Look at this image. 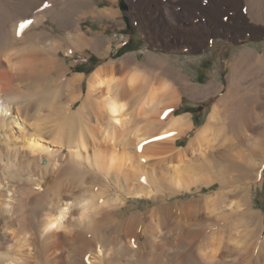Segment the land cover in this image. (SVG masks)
<instances>
[{
    "label": "rangeland",
    "instance_id": "374dc122",
    "mask_svg": "<svg viewBox=\"0 0 264 264\" xmlns=\"http://www.w3.org/2000/svg\"><path fill=\"white\" fill-rule=\"evenodd\" d=\"M60 1L64 2L65 0ZM254 1H256V3L261 2L262 12L261 19L260 16L257 15V11H253L252 17L258 24H264V22H262L264 21V0ZM122 2L127 6V9H125L126 13H124V15L128 13L130 15V19L131 17L139 18L137 16V10L134 9V6L136 7L140 2L143 3L144 0H122ZM243 2L241 12L244 15H249L247 12V2ZM46 3L47 2L45 0L38 2L34 9L27 12L28 17L25 16L26 18L21 21L18 20L20 19V16H14L13 10L16 8H18L17 10H21L24 6L20 7L15 3L11 6H4L0 3V13H5V27L4 25L2 26L4 29H12L14 28V24L17 23L18 25L22 21H25L24 23H27L28 25L32 22V19L34 18L33 15L35 14H38V16L42 19L41 22L39 21L41 24L35 29H32L29 35L26 34L24 38H18L19 40L15 38V44L13 42L3 43V40L0 38V53L2 54L5 51L15 52L14 56H19L18 59L24 60L26 63L32 61L38 62L43 55L52 56L51 58L54 60V63L52 64L53 68H49V70L45 69L43 72L42 70L39 71L40 75H38L39 73L37 72V74L34 73L35 76L33 73L30 74L32 75L30 76L26 72L24 75L19 77L17 75L14 76L12 84H9V95L14 98V101L17 100L16 102H19L20 100V102L23 101L21 103H24L26 99L29 103L30 100L31 102H35V99L38 96L36 90L38 88H42L44 91H39V94L40 92H43L44 94L42 93L43 95L38 97H42L43 99L39 98L36 100H46L50 102L51 97L54 98L56 93L57 95H60L61 93L62 98L61 96L59 97V95L56 96L52 106L55 109L59 106L63 108L67 101L66 96L70 93V91L64 92V90H62V85H60L62 80L71 78L76 73H82L84 79L77 83L75 92L76 94H79L80 97L82 96V98H84L86 93V78L95 70L96 67L105 64V62H108L111 58L116 59V61L119 60L120 62L124 57H129V61H131L134 56L138 59L137 64L140 67V71L146 72L149 76L146 77L147 79L145 78L146 81L144 80V76L141 77V82L143 83L141 89H139L136 93V100L140 101L139 99L144 98L148 91H150L153 84L159 80V75L155 72L157 69L152 73L147 71V69H144L148 58L154 59L156 63L164 64L168 70V75L170 74L168 77L171 78L173 75H180L184 77L190 85L198 87L199 91L197 95L191 94L189 90L182 89V87L177 89L174 88V90H176L175 92L178 90V96L175 92L174 93L182 100L183 107H181L180 112L192 113V119L194 122L192 128L182 133L175 140V143L170 144L168 141H165V139H168L167 135L169 133L166 131L168 132L166 134L156 133V135L153 134L151 136H146L135 147L133 144H121V138L123 136L120 132H124V135L127 134L128 136V132L132 130V128L143 124L145 125V122H153L157 124L158 128V126H160V122L167 118V115H164L165 113L163 112L158 115L155 113H150L149 116L142 114L137 115V109L139 108L137 105H140L142 102H136L134 99V102L132 103L133 106L128 108V115L126 116L127 121H125L121 127L120 125L118 126V124L114 127L117 135L115 141H118V143L115 142L117 148H114L112 144L109 145L106 143L100 146L102 154L97 153V155L102 158H97V160L99 159L100 161H104L106 162V165H108L107 163L111 153H116L115 156L117 163L114 165L115 168L121 167L120 172L124 171L123 168H127V166L130 167L132 160H138L137 157L139 156L138 154H140V162H142V165L145 166L146 169H155L156 171L157 175H155V178L157 177V179L154 183H152L155 188V192L153 191L150 196L146 197L145 195L140 197L127 196L125 182L123 188H121L119 184H115L116 181L113 172L110 174L105 172L106 174L104 173L102 176L97 175L98 177H96V175L84 173L86 179L88 178L84 181V189H78V182H76V184L67 182L63 185V189L65 191L63 193L68 195L67 200L64 201V203L66 202L65 204L68 203V210L65 217L66 219L63 221L64 223L67 220L65 222L66 224H63L65 228L62 227L59 230H66V232H69L72 229L70 232L75 230L77 232H81L80 234L86 236V238L89 237L88 239L91 238L94 241H101L100 243L104 246L103 248H105L106 251L104 250L102 255L101 252L98 255L96 253L97 250L93 248L91 250L92 254H89L91 260L96 262V264H202L203 262H201L198 254V252L200 253L202 246V244H200L201 240L208 236V234L218 231L222 228V226H226L232 222V220H237L239 217H243L244 222L242 223V226H240L235 232L238 236L234 233L235 235L233 238L241 240L247 239L245 246H243L244 250L241 249L239 251L234 249V247H231L229 250L225 248L223 249L222 260L225 261L226 264H257L258 249H260L264 238V69L259 68L262 56L264 55V32L254 34L250 31L251 33L246 32L245 34V31H241L240 39H234L233 41L223 37L215 38L212 45L208 48L203 47V49H206L203 54L199 53L198 50L183 53L180 52L179 49H176L175 52L171 54L160 51L156 53L158 56L153 57V55L149 56V53L153 50V45L150 44L149 46L147 41H145L142 29L136 25L138 20H135L134 18V21H129L131 27H134V34L131 36L133 38L132 42L127 47L114 51L117 46V41L121 37V35H119L121 31L116 24L107 19L104 14H101L102 9L108 4L107 0H81V4H79V2L73 3L72 7L67 11L63 12V10L58 9L54 13H49V15L46 13L43 17L42 14L46 10L42 9L45 8ZM117 4L120 5L121 0H118ZM226 7V5H222L221 7L223 12L226 13L224 15L229 14L232 16L235 14L234 10L227 11ZM92 8L93 11L91 13ZM98 11H101V13H98ZM149 14L150 13H146V15ZM196 15L197 12L195 16ZM198 16L199 15H197V17ZM132 21L135 26L132 25ZM201 22L204 21L201 20ZM75 30H79L80 33H86L90 37L98 38L95 41V44L97 45L95 46V44L92 43L90 47L87 45L79 49H74L71 41L67 38V35L68 32H72V34L75 35ZM252 33L254 35H252ZM1 35L0 31V36ZM124 35L128 36L126 33H124ZM18 36L19 35H16V37ZM110 41H112L111 51ZM201 45H205L204 41L200 43L199 46ZM50 46L53 47L51 48ZM243 58L244 63H242ZM159 59H162L164 62ZM129 61L127 64H130L133 60L131 62ZM55 68H58L57 71H55ZM127 72H129L128 67H126L124 72H119L118 80L120 81L126 77L128 75ZM230 81L232 94L228 101H226V104L219 108V117L214 121L215 123H213L210 128L213 131L210 136L214 137L211 141L209 152H207L204 157L199 156L197 153L188 154L185 159L178 162L176 159L178 151L182 149V147H186L188 141L195 135V133L203 128V126L208 122V117L210 116L214 104L225 94ZM175 84L180 86L179 83ZM51 85L55 94H52L53 91L50 88ZM217 87L220 88L219 93L211 97V93L217 91ZM45 88H48V91H45ZM59 88H61L62 92ZM104 92L105 91L102 89L97 91L99 99H102ZM47 93L48 95H46ZM204 94H206V96ZM27 101L25 102L27 103ZM80 102L81 99L78 98L73 104V109L76 110ZM53 107L52 109L54 110V115H56L55 113L57 111H62L60 107V109L58 108L57 110ZM233 112L235 114L232 115ZM149 118L152 121H150ZM245 120H251L252 123L249 127L247 126V132L246 135H244L245 137H234L236 129L242 125ZM86 123L89 126H93L95 124H100L102 127H106L110 124L114 126L113 123L108 121L107 116H105L103 112L97 121L89 119ZM115 129H113V131ZM98 137H100V135H98ZM230 138L234 142L229 141ZM38 142L42 145L41 147L43 149L40 150L43 155L42 161H39L40 163L38 162L37 164H43V162L45 164L46 158L54 161L57 155L63 151L65 153V151L68 150V148L64 145L55 144V142L47 139V137L41 138ZM122 145L124 147L119 148V146ZM3 151L4 149L1 148L0 155L6 160L8 154H5ZM128 154H131V156L129 155L132 158L130 159L131 162L127 159ZM9 157L11 161H14L10 155ZM169 159L172 160L171 163L167 165L169 170L166 169V167L163 168V166H160L159 168V163H161L160 161L168 162ZM176 163L178 165H176ZM26 166L27 169L29 168V170H32V164L28 165L27 163ZM174 166H177L175 169L177 173L175 172L176 174L174 179H179L186 187H176L173 182H169V180L173 181L171 179V174L174 172ZM25 171L27 170L25 169ZM145 171L147 172L148 170ZM15 173L19 176L18 178L14 177ZM6 174L8 179L14 181L15 183H19L24 180L26 182L28 177V172L23 173L18 170V167H14V169H11ZM145 177L149 180L148 174L147 176L145 174ZM32 178H34V174H32ZM205 180L208 182L203 183ZM193 181L196 182L194 183ZM134 182L135 184L143 183V181L139 179H135ZM220 190L226 191L229 194L228 195L226 193V201L231 202L239 199L243 201L242 204L244 205H242L240 210L237 211L227 207H220V205H218L219 208H210V206L205 205L206 198ZM41 192L33 198L30 204L33 208V214L31 213V223L34 228H39L40 225V211H42V208L40 207H43V210L46 208L44 207L46 191L44 190L43 193ZM82 193H87V195H82ZM73 195L77 198H74ZM88 195H91L90 197L93 196L92 198L95 200L94 204L95 206H98L97 210H101V213L99 211L98 212L102 214V216L106 215V220L104 219L106 223L103 220V223L101 222L96 225L91 224L95 222L98 215L93 214V210L89 212L88 210L86 211V209L83 208L86 206H83L81 205L82 203H80L85 200L78 199L83 196H85L84 198H88ZM95 195L97 197H95ZM118 195L119 198H122L123 203L116 204L118 201H115V197ZM194 201L198 203V207L202 211H200L199 214L195 213V215L198 214V220L196 222L193 221L182 233L167 232V234H165L160 241L158 240L159 243H153L150 247L148 245H150L151 242L147 238L148 236L144 235L141 237V242L144 245L146 244L147 248L143 252H140L139 250L140 245L138 247V251H133L134 248L132 246H126L123 243H118L120 234H117L112 228L113 222H115L113 220L123 218L128 219L139 213L142 217V221L139 224L138 229H141L143 224V215H146V212L150 210V208L152 209L157 207L158 209L161 205L167 204L171 206V210H175L177 208L179 214L180 204H188ZM63 207H66V205H63ZM80 212L83 214L87 213L85 216L83 215V217ZM91 215L94 219L91 218ZM95 216L97 217L95 218ZM68 219L73 222H69ZM78 219H80L79 222H77ZM91 220H93V222H90ZM150 220L151 217L145 222V224L147 223L146 225H148V228L151 225ZM67 223L69 225H67ZM174 223V227L179 224L178 221H175ZM92 225H95L96 229L90 227ZM244 225L246 226L244 227ZM144 241L146 243H143ZM63 244L64 249H66L64 253L66 262L68 261V264L78 262L80 258V251L82 249V243L80 244L79 240L75 238L71 240L66 239ZM37 246V257L33 264H46L43 252L41 251V245L38 244ZM100 256H102L101 259ZM96 257H98V259ZM83 261L85 264H88L86 257H84Z\"/></svg>",
    "mask_w": 264,
    "mask_h": 264
},
{
    "label": "bare ground",
    "instance_id": "6f19581e",
    "mask_svg": "<svg viewBox=\"0 0 264 264\" xmlns=\"http://www.w3.org/2000/svg\"><path fill=\"white\" fill-rule=\"evenodd\" d=\"M40 1L44 0H0V3L4 6H11L14 3L20 7L24 6L23 8H21V10H17L18 8L13 10L14 16H20V19L18 20L21 21L28 17L27 12H30V10L34 9V7H36L38 2ZM45 1L47 3L45 5V8L42 9L46 10L42 14L43 17L46 15V13H48L49 15V13H54L58 9L63 10V12L67 11L72 7L73 3L79 2V4H81V0H65L64 2H61L60 0ZM243 1L247 2V12L249 15H244L241 12V6L244 3ZM181 3L186 6V9H183L188 12L186 13L187 19H189L190 21L197 16H195L196 12H200V15L205 16L207 20L206 24H203L201 21L197 22V24H191L190 22V24H188L187 26H178L175 28L174 39L177 41L179 38H182L184 41L195 40L196 43L191 44L192 48H196L199 45L197 42L199 39H201L202 42H206L209 34H213L219 28H225V30H234L236 32L252 31L254 34L264 32V24H258L252 17L253 11H257V15L260 16L261 19V2L256 3V1L254 0H209L207 4L202 5L200 3V0H182ZM150 5L151 4H147L146 9H150ZM222 5L227 6V11L234 10L235 12L234 15L228 17L227 22L221 20L222 16L226 14L221 8ZM164 7L165 9H167L166 6ZM93 8L91 9V13L93 11ZM134 9L137 10V14L139 13L138 15H142L143 9L141 3H138L136 7L134 6ZM105 11L106 9H102V13L101 11H98V13L104 14ZM33 16L34 18L32 19V22H30V24L28 25L27 23H24L25 21L20 22V24L23 23L25 26L20 29L18 33L20 24L17 25V23L14 24V28L12 29H4L5 13H0V31L2 34L0 38L3 40V43H14L15 38H24L26 34L29 35L30 31L39 26L41 24L39 23V21L41 22L42 20L40 16H38V14H35ZM174 17V20L178 24L179 17L176 15H174ZM249 19L251 20V22L248 24ZM208 22L211 23L210 26H208ZM3 25L4 27H2ZM205 29H208L209 31H206ZM253 33L252 35H254ZM15 34L19 36L16 37ZM67 38L71 41L74 49H79L87 45L90 47L92 43L95 44V39H91L83 32L80 33L79 30H75V35L72 34V32H68ZM96 45L97 44H95V46ZM50 47L52 48L53 46ZM14 53L6 51L2 54L0 53V149L3 148V152L5 154H8L6 160L3 156L0 155V264H33L37 257L38 244L41 245V251L43 252L46 264H68V261L66 262V259L64 257L66 249H64L63 247L65 244H63V242L66 239L71 240L75 238L79 240L80 244L82 243V249L80 251L79 261L75 262L74 264H85L83 261L84 257H86V261H88V264H96V262L91 260L89 254L94 248L97 250L96 253L98 255L100 254V252L102 255L105 248H103L104 246L101 245V241H94L91 238L88 239L89 237L86 238V236L80 234L81 232H77L75 230H73V232H70L72 229L69 231L71 234L69 232H66V230H59L64 227L63 224L67 221L66 220L63 223L64 219H66L65 217L68 210V203H64V201L67 200L68 195L66 193H63L65 192L63 189V185L67 182L71 184H76V182H78V189L81 190V188L84 189L83 186L86 179L84 173H89L90 175H96V177H98L99 175L102 176L105 172L107 174L113 172L116 181L115 184H119V186L123 188L125 182L127 196L140 197L145 195L146 197L150 196L153 191L155 192V188L153 187L152 183H154L157 179V177L155 178V175H157L156 171L155 169H146V167L142 165V162H140V154H138V160H135L133 158L135 161L132 160V162L130 160L132 159L130 157L131 154L127 155V159L131 163L130 167L127 166V168H123V172H120L121 167L115 168L114 164H116L117 162L115 156L116 153L114 154V152H110L111 156L108 159L109 161L105 160L108 161V165H106V162L104 161H100L99 159L97 160V158H100L98 157L97 153H101V145L105 143L109 145L112 144L114 148H117L115 142L118 143V141H115L117 135L116 129L114 127H116V124H118V126L120 125L121 127L125 123V121H127L126 116L128 115V108L130 106H133L132 103L134 102L136 93L139 89H141L143 83L141 82V77L144 76L145 80V78L149 76L146 72L140 71L139 65L131 62L132 59L131 61H129V57H124L119 63L105 62V64L99 65L86 78V93L84 95V98H82V96L80 97L79 94H76L75 88L77 83L81 82V80L84 79V76L82 73H76L73 77L62 80L60 84L62 85L61 88L62 90H64V92L70 91V93L66 96L67 101L63 108L59 106L62 111H57L55 113L57 115L56 116L54 115L52 105L54 103V100L56 99V96L59 95H57V93L54 98L51 97L50 102L46 100L38 101L36 99L42 98L38 96H42L44 94L43 92V94L40 92V95L39 91H44V89L38 88L36 90L38 96L35 99V102H31L30 100V103L26 99L25 101H27V103L25 101L24 103H21L23 101L20 102V100V103L16 102L17 100L14 101V98L9 95V84H12L15 75L19 77L21 75H24L26 72L29 75L32 73L34 75V73L37 74L38 72V75H40L39 71L42 70L43 72L45 69L49 70V68H53L52 64L54 63V60H52V56L43 55L38 62L32 61L26 63L24 60L20 59V61L18 59L19 56H14ZM150 55L153 54L150 53L149 56ZM261 60L262 61L259 68L264 69V55L262 56ZM128 61L131 63L127 64ZM40 63L43 67L40 65ZM242 63H244V58L242 59ZM129 66L131 68L129 72H127L128 75L126 74L127 76L119 81V72H124L126 67ZM57 69L58 68H55V71H57ZM144 69H147V71L151 73L157 69L155 72L159 75V80H157L153 84L150 91H148L144 98L139 99L140 101L135 99L136 102H142L140 105H137V107H139L137 109V115L142 114L149 116L150 113H155L158 115L159 113H165L167 111V118H164L165 120L160 122V126H158V128L157 124L153 122H145V125L143 124L132 128V130L128 132V136L127 134L124 135V132H120L123 136L121 138V144H133L135 147L146 136H151L153 134L156 135V133L166 134L168 132V139H165V141H168L170 144L175 143V140L186 131L188 127V121L186 119V116L184 115L172 114V112L177 109L175 106L178 104L177 101L179 100L177 97L178 90L177 92H175L176 90H174V88L177 89L182 87V89L189 90L191 94H197L199 93L198 87L190 85L188 81H186V79L180 75H173L171 76V79L170 77H168L170 76V74L168 75L166 66H164V64L162 63H156L154 59L148 58L147 62L145 63ZM175 83H179L180 86L176 85ZM51 87L52 85L50 86V88ZM61 88L59 89L62 92ZM47 89L45 91H48ZM100 89L105 91L102 99H99V97L97 96V91ZM52 91L53 94L55 91L53 89ZM174 92L177 94V96ZM231 94L232 92L230 81L225 94L220 97L217 100L216 105L213 106L210 116L208 117V122L203 126V128L195 133V135L188 141L186 147H182V149L178 151V155H176V159L178 162H181L183 159H185L188 154L197 153L199 154V156L204 157L206 153L209 152L211 141L214 137L213 135V137L210 136V134L213 133V131L210 129L211 125L215 123V120L218 119L220 113L219 108L223 107L226 104V101H228ZM46 95H48V93ZM60 96L62 98L61 93L59 97ZM78 98L81 99V102L75 110L73 109V104L77 101ZM102 112L105 114V116H107L108 121L110 123H113L114 126L111 124L106 127H102L100 124L89 126L86 123V121H88L89 119H94L95 121H97L99 116L102 115ZM233 114L235 113L233 112L232 115ZM250 125H252L251 120H245L242 125H240L236 129L234 137L240 136L241 138L242 136L246 135L247 126L249 127ZM113 129L115 130L113 131ZM98 135H100V137H98ZM43 137H47V139L52 140L53 142H55V144L57 143L58 145H64L68 148V150L65 151V153L63 151L59 155H57L54 161L46 158L45 164L44 162L43 164H37L39 161H42L43 153L40 149L43 148L41 147L42 145H40L38 140L40 141V139ZM229 141H232L231 138ZM123 145L119 146V148L124 147ZM9 155L14 161L10 160ZM171 161V159H169L168 162L160 161L161 163H159V168L160 166H163V168L166 167V169L169 170L167 165L171 163ZM27 163L28 165L32 164V170H29V168L27 169ZM35 165L37 168L35 167ZM176 165L178 164L176 163ZM14 167H18V170L23 173L28 172L26 182L24 180L19 183H15L14 181L8 179L6 173H8L11 169H14ZM176 168L177 166H174V172L171 174V179L173 181L169 180V182H173L176 187L185 186L179 179H174V176L177 173L175 170ZM25 169L27 171H25ZM145 170L148 171L146 172ZM32 174H34V178H32ZM145 174L146 176L148 174L149 180L147 179V177H145ZM14 177L18 178L19 176L15 173ZM135 179L142 180L143 183L135 184ZM149 181L151 184L149 183ZM207 182L208 181L206 180L205 182L203 181V183ZM44 190L46 191V199L44 200L46 205H44V207L46 208L43 210V207H40L42 208V211H40V225L39 228H34L31 223V213L33 214V208L30 204L33 198H35V196H37V194H39L41 191L44 192ZM226 193V191L221 190L214 193L213 195L206 198L205 205L210 206V208L218 207V205H220V207H227L235 211L240 210L241 206L244 205L242 204L243 201L239 199L237 201L235 200L231 202L226 201ZM82 195H87V193H82ZM96 195L95 197L98 196ZM88 196V198H84L85 196H83L82 198L79 197L78 199H83L86 201V203L85 201L80 202L82 203L81 205L86 206L83 207L86 209V211L88 210L89 212L93 210V214L98 215V217L95 216V218L97 217V219H95V222H93V220L90 221L93 222L91 224L96 225L98 223H101L104 219L106 220V215L103 214L104 216H102V214H100L101 210H97L98 206H95V200L92 198L93 196ZM115 198V201H118L116 204L123 203L122 198H119V195ZM63 205H66V207H63ZM200 211L202 210H200V208L198 207V203L195 201L188 204H180L179 214L177 208L175 210H171L170 205L163 204L158 209L157 207H154L152 209L150 208V210L146 212V215H143V224L141 229H138L139 224L142 221V217L139 213L128 219L123 218L119 220H113L115 222H113V226H111L117 234H120V238L118 241L119 244L123 243L126 246H132L134 248L133 251H138V247L140 245L139 250L140 252H143L147 248V246L146 244H142V236H148L147 238L151 242L150 245H148L150 247L153 243H159L158 240L160 241V239L165 234H167V232L182 233L193 221L196 222L198 220L197 215ZM195 213L198 214L195 215ZM85 214L82 213L81 216H85ZM150 217L151 225L148 228V225H146L147 223L145 224V222ZM79 220L80 219L76 221L79 222ZM175 221H178L179 224L174 227ZM69 222L73 221L69 220ZM243 222V217H239L237 220H232V222L227 224L228 226H222V228L218 231L208 234V236H206L204 239L202 238L203 240H201L200 242V244H202L201 250L200 253L198 252L201 262H203L204 264H226L225 261L222 260L223 249L227 248L229 250L231 247H234V249H237L239 251L243 249V246H245V242L247 239L241 240L233 238V236L236 234L235 232L240 226H242ZM68 223L67 225H69ZM95 225H92L90 227L95 228ZM245 226L246 225H244V227ZM143 243L146 242L144 241ZM258 250L259 252L257 264H264V238L262 240L260 249ZM96 258L98 259V257ZM101 258L102 256H100V259Z\"/></svg>",
    "mask_w": 264,
    "mask_h": 264
},
{
    "label": "crops",
    "instance_id": "0c3cea01",
    "mask_svg": "<svg viewBox=\"0 0 264 264\" xmlns=\"http://www.w3.org/2000/svg\"><path fill=\"white\" fill-rule=\"evenodd\" d=\"M107 1H108V4L103 8V9H106V11L104 13L106 16L105 15L104 16L107 19L111 20L114 24H116L117 27H119V29L121 31V33L119 34V35H121V37L117 41V44H116L117 46L114 49V51H118L120 49L127 47L132 42L133 38L131 36H133V34H134V32H133L134 27H131V24L129 21L133 20L134 17H131V19H130L129 18L130 15L128 13L126 15H124V13H126V12L122 6L123 5L126 6V4H124L122 2V0H121L120 5L117 4L118 0H107ZM208 1L209 0H200V3L202 5H204V4H207ZM157 2H158V4H157ZM181 2H182V0H144L143 3L140 2L142 4V9H143L142 15L141 14L138 15L139 14L138 13L137 16L139 18H134V19L138 20V23L136 22V25H138L142 29V33L145 36L144 37L145 41H147L149 46H150V44L153 45V47H152L153 50L151 52L153 54V57L158 56V55H156V53H158L160 51H164V52L171 54V53L175 52L176 49H179L180 52H183V53L188 52V51L198 50L199 53L203 54L206 51V49H203V47L208 48L210 45H212L214 43L215 38L223 37V38H227L230 41H233L234 39H240V37H241L240 32L241 31L236 32L234 30H225V28H219L216 30L217 32L215 31L213 34L208 36V38L206 39V42L204 41V44H205L204 46H202V45L199 46L200 43H202L201 39H199L197 41L199 45L196 48L191 47L192 43H196L195 40L184 41L182 38H179L178 41L175 40L174 39V31H175L176 27L187 26L188 24H190V22H191V24H196V22L201 21V20L205 21L202 23H205V24L207 23L206 17L200 15V12H197V15H199V16L198 17L196 16L193 20L190 21L189 19H187L186 13H188V12L185 10L186 6H184V4H182ZM147 4L152 5V6L151 5L149 6L150 9H146ZM164 6H166L167 9H165ZM183 8H185V9H183ZM126 9H127V6H126ZM146 13H150V14L146 15ZM174 15L179 17V21H178L179 23L178 24L174 20V18H175ZM229 16H230L229 14L223 15L221 20L226 22L228 20ZM133 21H132V25H134ZM249 23H250V20H249L248 24ZM210 25H211V23L208 22V26H210ZM205 30L209 31L208 29H205ZM246 32H250V31H245V34H246ZM124 33L128 34V36H125ZM85 35H87V34L85 33ZM87 36H89V35H87ZM90 38L95 39L94 41H96L98 39L96 37H90ZM110 44H111L110 45V51H111L112 41H110ZM132 60H133L132 62H134L135 64L138 63L137 57L134 56V58H132ZM159 60L162 61V59H159ZM108 62L118 63L119 60L116 61V59L111 58ZM162 62H164V61H162ZM128 68L130 70V67H128ZM216 90L217 91L211 93V97L213 95L219 93L220 88L217 87ZM206 94H208V93H206ZM206 94H204V95L206 96ZM178 99H179L177 101L178 104L175 106L177 109L174 112H172V114L173 115H180L181 114V115L186 116V119L188 121V123H187L188 127H187L186 131H188L192 128L193 123H194L193 119H192V113L180 112V109H181V107H183V104H182V100L180 99V97H178ZM214 105H216V103Z\"/></svg>",
    "mask_w": 264,
    "mask_h": 264
},
{
    "label": "snow or ice",
    "instance_id": "6c2138e0",
    "mask_svg": "<svg viewBox=\"0 0 264 264\" xmlns=\"http://www.w3.org/2000/svg\"><path fill=\"white\" fill-rule=\"evenodd\" d=\"M24 26H25V25H24L23 23H21V24L19 25L18 33H19V30L22 29ZM165 115H167V111L165 112Z\"/></svg>",
    "mask_w": 264,
    "mask_h": 264
},
{
    "label": "water",
    "instance_id": "95a60500",
    "mask_svg": "<svg viewBox=\"0 0 264 264\" xmlns=\"http://www.w3.org/2000/svg\"><path fill=\"white\" fill-rule=\"evenodd\" d=\"M122 7H123V9H126V6L125 5H123Z\"/></svg>",
    "mask_w": 264,
    "mask_h": 264
}]
</instances>
